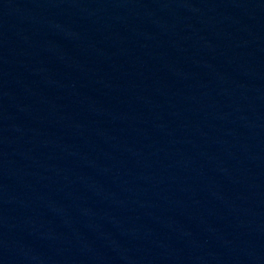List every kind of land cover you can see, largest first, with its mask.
<instances>
[{
    "label": "water",
    "instance_id": "water-1",
    "mask_svg": "<svg viewBox=\"0 0 264 264\" xmlns=\"http://www.w3.org/2000/svg\"><path fill=\"white\" fill-rule=\"evenodd\" d=\"M0 264H264V0H0Z\"/></svg>",
    "mask_w": 264,
    "mask_h": 264
}]
</instances>
